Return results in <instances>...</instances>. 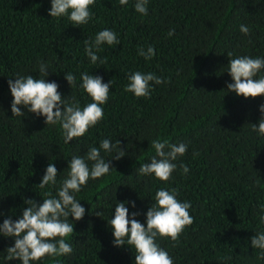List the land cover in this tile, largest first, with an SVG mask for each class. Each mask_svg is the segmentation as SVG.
Returning a JSON list of instances; mask_svg holds the SVG:
<instances>
[{
	"label": "trees",
	"instance_id": "obj_1",
	"mask_svg": "<svg viewBox=\"0 0 264 264\" xmlns=\"http://www.w3.org/2000/svg\"><path fill=\"white\" fill-rule=\"evenodd\" d=\"M135 2L95 0L89 22L74 25L67 16L48 15L51 0H0V224L18 219L26 198L42 203L44 193L55 196L73 155L84 156L102 139L120 140L126 155L115 160V150H101L113 169L75 193L85 214L79 221L69 217L74 233L66 242L72 253L30 264H135L132 246L113 245L108 221L117 202L134 201L135 207L125 205L129 218L140 213L135 218L146 226L160 188L176 189L178 200L191 203L193 223L178 240H156L173 264H264L262 250L251 246V237L264 231L259 220L264 135L252 130L264 96L244 98L227 89L229 59L264 58V0H148L146 16L135 11ZM241 25L250 33H241ZM106 28L116 32L120 44H102L97 55L107 62L92 64L84 40ZM149 46L155 56L146 60L138 48ZM41 63L47 76L39 72ZM136 71L155 73L166 82H150V96L137 98L124 91L128 75ZM67 73L76 77L72 88ZM82 73L100 76L104 83L113 80L103 119L83 137L66 144L59 123L46 125L45 117L23 107L24 116H13L10 78L55 81L66 103L83 108L92 100L79 86ZM157 138L188 145L173 161L177 169L167 182L138 171L155 156L151 141ZM50 162L59 173L57 185L41 189L37 185ZM181 164L188 166L187 174ZM13 245L12 238L0 235V264H21L6 259Z\"/></svg>",
	"mask_w": 264,
	"mask_h": 264
},
{
	"label": "clouds",
	"instance_id": "obj_2",
	"mask_svg": "<svg viewBox=\"0 0 264 264\" xmlns=\"http://www.w3.org/2000/svg\"><path fill=\"white\" fill-rule=\"evenodd\" d=\"M94 3L95 0H51L48 15L56 18L67 16L74 25L87 24L92 18L89 9ZM119 3L127 5L128 0H119ZM147 5L148 0H136L135 11L146 16ZM174 31L170 30L168 35L172 36ZM240 31L245 35L250 33L246 25H241ZM105 43L109 46L119 45L116 32L106 28L99 31L94 39L84 40L85 53L92 64L98 61L101 64L107 62V58L100 60L97 55V52L102 50L101 45ZM138 55L151 60L155 56V49L152 46L147 50L140 47ZM227 55L231 57L232 53L229 52ZM228 66L227 72L232 78V83L227 84L228 91L244 98L264 96V75L257 78L258 73L264 69V58L237 56L229 59ZM39 72L43 76L48 75L44 63L40 64ZM64 78L71 88L75 85L76 77L72 73L65 74ZM80 79L82 83L79 86L92 100L83 108L79 103H66L55 81L35 79L32 75H17L14 79L10 78L8 86L13 97L11 103L13 116H24V112L21 111L23 107L28 112L45 117L46 125L59 123L66 144L74 138L83 137L89 128L103 119L102 105L108 101L113 80L104 83L102 77L88 73H82ZM128 81L124 91L133 93L137 98L150 96L152 90L150 82L157 85L166 82L155 73L140 71L130 73ZM259 111L262 114L261 118L258 125H252V130L264 135V104L259 106ZM151 147L155 150V156L150 162L140 165L139 174H154L158 180L167 182L177 169V164L173 161L186 153L188 145L183 142L172 144L157 138L151 141ZM101 150L104 152L115 150L117 152L115 160L126 155L121 148L120 140L113 144L109 139H102L99 147H90L84 156L71 157L68 161L67 175L59 182L55 196L51 192L44 193L42 203L33 198H26L24 204L27 207L22 209L18 219L13 220L9 217L3 220L0 224V235L14 240V245L6 249L8 261L19 260L21 264H30L31 261H40L45 256L57 258L72 253V245L66 242V238L74 233L73 220L79 221L85 214V208L76 199L75 193L80 192L89 179L101 178L113 169L111 160L105 161L101 156ZM180 167L184 174L189 172L188 166L181 164ZM58 174L55 164L50 162L37 186L41 189L49 185L56 186ZM154 200L155 203L146 213V226L135 218L140 213L133 212L131 219L129 218V210L125 205L131 203L132 207H135L134 201L117 202L114 215L112 214L108 221L113 230V245L132 246L135 249V264H173L171 256L156 243V240L159 237L176 241L184 228L193 223V217L189 213L191 203L178 200L176 189L169 191L160 188L156 191ZM261 212L259 220L264 224V205L261 206ZM95 215L101 216L102 213L97 212ZM69 217L73 218L72 222H69ZM251 246L254 249H261L264 257V231L251 237Z\"/></svg>",
	"mask_w": 264,
	"mask_h": 264
}]
</instances>
